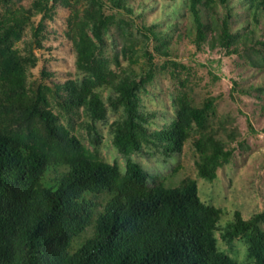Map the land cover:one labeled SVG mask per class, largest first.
Masks as SVG:
<instances>
[{
	"label": "trees",
	"instance_id": "obj_1",
	"mask_svg": "<svg viewBox=\"0 0 264 264\" xmlns=\"http://www.w3.org/2000/svg\"><path fill=\"white\" fill-rule=\"evenodd\" d=\"M231 1L187 0L200 40L211 26L203 21V11L214 15L219 3L229 9L219 35L223 46L231 47L236 39L229 31ZM9 2L0 0V264H240L219 249L215 230L222 211L201 199L196 179L187 178L179 186L165 179L150 183L148 173L131 159L122 172L117 163L91 154L51 110L40 109L47 108L42 85H33L34 100L30 98L24 74L29 59L16 43L23 37L29 13L45 15L47 5L36 3L17 13ZM239 2L248 4L243 6L255 19L264 14V0ZM114 3L120 5V0ZM85 15L70 20L68 36L83 78L64 84L63 107L70 112L83 109L93 121L102 120L107 111L97 89L112 86V105L125 112L115 123L114 144L122 153L137 152L149 137L138 109V91L151 75L138 80L134 69H111L100 54L111 17L92 7ZM260 43L264 54V33ZM178 103L177 119L153 136L167 142L171 151L181 152L191 128L206 127L213 105L207 101L204 107H195L186 96H179ZM27 109L37 120L22 126ZM207 133L197 147L210 143L212 150L202 151L197 167L201 177L213 179L233 150ZM262 223L264 211L247 220L236 211L222 237L228 242L245 240L249 259L264 264Z\"/></svg>",
	"mask_w": 264,
	"mask_h": 264
},
{
	"label": "rangeland",
	"instance_id": "obj_2",
	"mask_svg": "<svg viewBox=\"0 0 264 264\" xmlns=\"http://www.w3.org/2000/svg\"><path fill=\"white\" fill-rule=\"evenodd\" d=\"M103 2L104 6L96 0H10L17 13L29 11L36 3L42 8L47 5L45 15L29 13L23 37L16 43L24 59H29L24 74L30 98L36 90L33 85H42V103L47 108L40 109L51 110L60 125L76 135L91 154L117 163L122 172L131 159L148 173L150 183L165 179L167 184L179 186L187 178L196 179L201 199L222 211L215 230L219 249L240 264H255L249 259L245 240L238 237L228 242L222 234L234 221L236 211L246 220L264 211V54L260 43L264 14L255 19L243 6L248 5L246 2L241 5L239 0H232L229 31L236 39L228 48L219 33L229 9L219 3L214 15L203 11V21L211 26L200 40L187 0H120V5L114 0ZM91 7L111 17L100 52L109 67L118 71L123 67L128 72L134 69L138 80L151 75L138 91V109L145 117L142 125L149 137L137 152L122 153L114 144L115 123L125 112L122 106L112 105V86L97 89L107 111L102 120L93 121L83 109L70 112L63 107L67 97L64 84L83 78L68 36L70 20L76 14L78 19H85V10ZM92 25L87 29L90 35ZM179 96H186L199 108L210 101L213 109L209 110L206 127L194 125L181 152H176L153 135L177 119ZM29 111L32 109L22 112L26 118L20 121L22 126L37 120ZM208 131L233 150L230 161L217 168L213 179L201 177L197 167L202 154L212 150L210 143L209 148L197 147ZM261 226L264 229V223Z\"/></svg>",
	"mask_w": 264,
	"mask_h": 264
}]
</instances>
